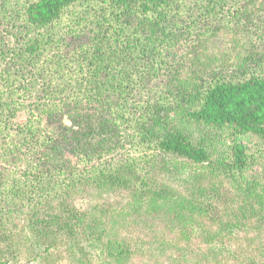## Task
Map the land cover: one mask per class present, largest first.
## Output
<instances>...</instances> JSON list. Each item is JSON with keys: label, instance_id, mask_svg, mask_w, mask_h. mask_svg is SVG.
<instances>
[{"label": "trees", "instance_id": "obj_1", "mask_svg": "<svg viewBox=\"0 0 264 264\" xmlns=\"http://www.w3.org/2000/svg\"><path fill=\"white\" fill-rule=\"evenodd\" d=\"M235 1L0 0V248H18L1 231L10 208L35 212L111 189L127 196L116 208L94 200L78 220L27 232L35 264H264V245L249 244V256L221 239L264 220V195L249 188L252 208L241 202L236 223L212 229L215 187L203 183L217 172L240 177L249 167L243 138L264 142V74L187 82L167 52L184 17L234 15ZM159 76H171L165 93ZM96 106L108 110L98 129L86 114ZM69 111L74 127L52 124ZM182 120L230 137V157L211 160Z\"/></svg>", "mask_w": 264, "mask_h": 264}, {"label": "rangeland", "instance_id": "obj_2", "mask_svg": "<svg viewBox=\"0 0 264 264\" xmlns=\"http://www.w3.org/2000/svg\"><path fill=\"white\" fill-rule=\"evenodd\" d=\"M245 2L246 4H244ZM234 4L233 9L236 11L229 13L234 15L227 14L226 17L217 16L214 18L204 17L206 19L184 17L182 22L184 27L179 30V41L168 48L167 52L169 59L175 58L173 64L179 67L180 76L184 80L186 79L187 82H200L212 75L237 80L247 78L252 74H264V0H252L251 2L236 0ZM87 38V34L82 35L81 38L76 40L71 39L70 43L75 45L84 42ZM191 51L196 55V60L190 59V56L193 55V53H190ZM168 64L171 65V60L168 61ZM186 72L187 74H185ZM170 79L171 76L168 78L163 76L155 78L153 83L158 84L156 90L165 93V87L171 88L167 85ZM171 85L173 86V84ZM151 95L157 96L154 93H151ZM169 101L172 103L170 109L173 107V111L182 112V109L173 100L171 101V97H169ZM150 102H154V99ZM86 111H88L86 114L92 116L96 129H98L96 125L100 118L108 112L106 108L98 106L88 108ZM72 113L73 111H69L62 114L60 119L58 117L52 118V124L74 127L69 116ZM178 127L187 132L194 143H203L208 148L211 160L230 157V145L232 144L230 137L217 136L216 133L203 128L201 125L187 123L184 120L179 123ZM242 143L246 146L249 167L240 177H226L217 172V176L209 178L207 174L205 177L207 179H203L204 184L209 187L213 184L215 187V189H212L209 199L211 213L209 218L211 219L207 222L212 229H216L219 224H222L221 222L236 223L234 216L237 213L239 204L242 202L244 207L247 200L250 201L252 198L257 200L256 193H249L248 196L247 190L249 188H253L254 192H258L261 196L264 195V142L253 135H249L243 138ZM62 157L69 161L71 154L63 150ZM169 175L172 179L175 178L174 172ZM162 180H164L163 177ZM101 193L100 195V192H98L97 198L91 196L92 194L57 197L51 199L46 206L40 207L35 212H22L18 209L11 211L12 208H10V222L7 223L4 229L1 228V231L6 232L8 236L11 235L18 248H9L8 245H3L0 248V264H35L31 254V244L27 239V232L37 234L39 230L57 227L58 224L60 227L61 223L65 224L64 221H58L59 219H65L66 223L67 218L78 220L94 200L107 204L105 208L110 210L116 208L118 203L127 198L126 194H122L118 190L110 189ZM246 194L248 199L244 200ZM249 206L252 208L248 204L245 207L248 208ZM259 216H262V213ZM30 217H33L35 221L40 219L39 225L30 222ZM244 220L246 221L247 218H244ZM244 224V222H240L237 229H235L237 230L236 233L230 238L223 237L221 239L226 243L230 242L232 246H237L240 254H243V247L246 248V253L252 256L253 253L249 251L251 248H259L264 245V220L255 222L250 228L244 226ZM245 233H248L247 236H245ZM254 236L257 237L254 238L256 240L253 239ZM252 240H254V243H252ZM255 258L260 259V256ZM59 262L67 264L64 259L59 260Z\"/></svg>", "mask_w": 264, "mask_h": 264}]
</instances>
